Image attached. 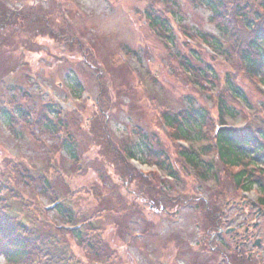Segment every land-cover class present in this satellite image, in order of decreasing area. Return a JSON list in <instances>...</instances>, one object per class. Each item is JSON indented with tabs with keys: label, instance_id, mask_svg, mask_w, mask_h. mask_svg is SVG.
Instances as JSON below:
<instances>
[{
	"label": "rangeland",
	"instance_id": "obj_1",
	"mask_svg": "<svg viewBox=\"0 0 264 264\" xmlns=\"http://www.w3.org/2000/svg\"><path fill=\"white\" fill-rule=\"evenodd\" d=\"M149 17L163 23L162 29L151 27ZM221 23L200 0H0V182L7 189L1 197L19 199L11 207L25 204L27 219L41 221L52 232L54 227L68 229L55 215V198L65 202L72 195L71 204L94 214L103 198L123 196L133 208L125 220L129 230L120 232L113 222L121 216L115 212L119 205L108 207L111 213L97 224L119 264H192L193 254L197 264H224L215 258L219 252L230 264H239L224 222L241 227L244 209L253 204L259 217L251 215L248 223L259 224V253H264L258 190H235L230 170L219 172L216 181L197 180L177 155L178 147L188 144L172 141L160 118L165 112L206 110L210 122L204 137H212L221 124L218 96L225 97L228 108L222 114L226 126L242 129L253 120L264 124L263 81L241 70ZM235 27L242 28L237 22ZM213 37L222 41L216 55L204 43ZM208 68L213 76L206 74ZM228 82L242 91L243 101L228 97ZM103 108L107 118H101ZM103 128L106 134H100ZM146 135L152 147L158 140L173 162L172 178L157 171L156 161L138 148L143 139L149 141ZM106 139L117 148L129 144L136 154L129 164L153 178L152 190L159 191L162 181L163 193L181 197L180 203L173 208L162 198L154 203L144 184L120 180L119 158L106 149ZM62 140L75 144L76 161L63 151ZM44 179L52 191L41 187ZM96 186L101 190L97 198L84 193ZM202 200L210 205L209 214ZM217 209L225 212L219 222L223 230L207 232ZM59 234L72 255L94 264L65 231ZM3 249L0 240V264H8Z\"/></svg>",
	"mask_w": 264,
	"mask_h": 264
},
{
	"label": "trees",
	"instance_id": "obj_2",
	"mask_svg": "<svg viewBox=\"0 0 264 264\" xmlns=\"http://www.w3.org/2000/svg\"><path fill=\"white\" fill-rule=\"evenodd\" d=\"M200 1L210 8L215 19L222 22L219 25L222 29V36L226 39L227 47L234 45V53L238 56L240 68L244 74L256 79L261 78L264 86V0H251L250 3L239 0ZM148 19L151 27L162 29L163 23L158 22V19L156 21L154 18L149 17ZM236 22L241 25V30L235 27ZM213 38L212 43H208L207 39L204 38V43L209 45L210 48L212 47L216 55V50L221 49L219 42L222 41ZM226 54L225 48L223 49V55ZM181 69L187 71L185 65L181 66ZM209 70L208 68L206 74L213 76L212 71ZM184 73L186 74V72ZM225 91L226 94L228 92V97L235 102L244 100L242 91L231 82L227 83V90L225 89ZM224 100L225 97L217 96L216 98V105H219L218 119H220L221 124L214 131L213 136L206 135V139L204 129L209 128L208 124L210 122L206 110L191 108L179 110L175 113L165 112L161 114L160 118L172 141L188 144L187 148L177 146V155L184 164L185 169L194 172L193 176L197 180L202 182L216 181L219 172L230 170L233 172L231 180L235 190L249 193L256 188L259 192L257 204L264 209V124L253 120L249 121L242 129L226 126L222 118V114L228 111ZM107 110L106 108L102 109L101 118L108 117ZM52 118L55 119L56 115H53L50 120H53ZM49 124L52 125L51 121H49ZM54 125L52 126L55 127ZM100 134H106V129L103 128ZM151 137L152 139L156 138ZM146 139L149 141L143 139L138 148L146 151L145 156L149 160L156 161L153 165L158 171L162 169L166 171L169 178H172L174 176L171 168L173 162L169 160L158 140L155 142L156 146L152 147L148 135H146ZM106 140V149L113 154L116 153L115 156L119 158L118 164H116L118 166L117 175L120 180L128 181L127 184L132 183V185L135 181L144 184L154 203L159 201V198L165 199L167 205L171 208L180 203L181 197H171L163 193L162 181L157 182L156 189L159 191L152 190L151 185L155 182L153 178L142 176L129 164L136 157L133 148L129 149V144L124 143V147L117 148L116 145L112 144V139ZM205 140H208L209 143L197 146ZM61 145L63 151L74 160L76 158L75 144L62 140ZM208 155H211L213 159L210 162L203 161L202 158ZM257 162H260V164ZM126 176L128 178L133 177L129 181ZM41 185L44 190H51L46 179ZM5 191H7L5 185L0 182V240L4 247L2 254L8 264H83L69 251L64 235L59 234L62 231H65L67 235L75 240L76 244L81 247V251H85L87 258L94 264H113V261H115V264L120 263L116 251L111 250L101 240L102 230L100 226L97 227V224L101 222L103 215L111 213L108 211V207L119 205V210L116 209L115 212L121 214V216L114 217L113 222L116 224L118 231L127 232L129 230L125 220H127L128 213L131 212L129 208L131 204L127 206L123 196H118L116 200L111 195H109L111 197L108 200L103 198L97 202L95 209L98 210L94 214L86 213L81 207L78 209L74 204H71L72 195H68L65 202L55 198L51 203L56 208L55 215L66 226L68 225V229L65 226L54 227V230L50 232V227L41 226V221L33 220V218H29L30 221L27 219L28 211L25 210V204L18 203L19 208L11 207L12 202H19L20 200L4 199L1 197V192ZM100 191L96 186L85 190L84 193L97 198ZM51 195L56 196L54 193H51ZM205 202L202 200V203L206 205ZM209 207L210 205L207 204L205 209L208 214L211 209ZM100 210L102 211L98 212ZM217 210L219 211V209ZM222 211L221 209L216 214L213 221L214 227L207 232L218 231ZM39 213L43 215V212L39 211ZM146 230L147 232L151 231L150 229ZM233 253H235V250H233ZM191 257L193 258L192 264H197L198 256L193 254Z\"/></svg>",
	"mask_w": 264,
	"mask_h": 264
},
{
	"label": "flooded vegetation",
	"instance_id": "obj_3",
	"mask_svg": "<svg viewBox=\"0 0 264 264\" xmlns=\"http://www.w3.org/2000/svg\"><path fill=\"white\" fill-rule=\"evenodd\" d=\"M233 203L232 205H234ZM229 206L231 207V205L226 204V207H229ZM243 206H245V204H242V207ZM249 206L250 207H246V209H244L246 211V215H244L242 218L243 223L241 227L239 228L232 227L233 221L224 222V224L230 226L226 228L225 234L228 235L229 240L231 241V244L234 247L233 249L235 250L234 256L237 259L236 260L237 263L246 264V263H243V261L246 260L247 262L250 261V263L252 264H264V253H259L260 248H263L262 246L263 238L260 237L259 234H257L259 224L258 223H255V224L248 223L249 217L251 215L252 217L254 216L255 219H257L259 215L257 211H254L255 206L253 204H250ZM252 209H253V212L252 214H250L249 211ZM224 213H225L224 211L221 212L222 215ZM259 214L264 215V212H260ZM222 225L223 224L221 223H219L218 225L219 232L223 230ZM215 236L216 234L212 235L211 238L213 239L215 238ZM216 255H215L216 256L215 258H217L219 261H222L224 264H230V262L228 261V257L223 256L222 253L219 252ZM244 255L246 259L244 258ZM203 264H207V261H204Z\"/></svg>",
	"mask_w": 264,
	"mask_h": 264
}]
</instances>
